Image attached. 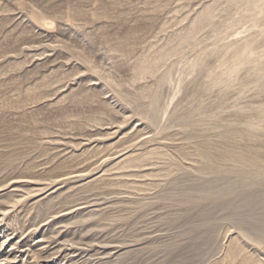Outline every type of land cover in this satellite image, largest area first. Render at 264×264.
Masks as SVG:
<instances>
[{"label": "rangeland", "instance_id": "obj_1", "mask_svg": "<svg viewBox=\"0 0 264 264\" xmlns=\"http://www.w3.org/2000/svg\"><path fill=\"white\" fill-rule=\"evenodd\" d=\"M0 264H264V0H0Z\"/></svg>", "mask_w": 264, "mask_h": 264}]
</instances>
